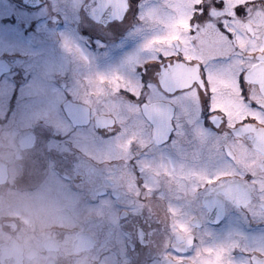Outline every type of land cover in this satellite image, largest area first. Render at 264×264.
I'll list each match as a JSON object with an SVG mask.
<instances>
[{
    "label": "flooded vegetation",
    "instance_id": "1",
    "mask_svg": "<svg viewBox=\"0 0 264 264\" xmlns=\"http://www.w3.org/2000/svg\"><path fill=\"white\" fill-rule=\"evenodd\" d=\"M92 2L0 0V38H25L23 47L0 50V264H189L173 253L188 238L178 224L207 249L201 264H220L212 249L221 241L197 225L258 240L260 208L209 200L177 178L181 165L169 157L183 159L185 171L192 160H224L207 174L228 172L229 184L242 185L249 172L264 178V87L252 91L260 111L231 83L227 99L214 95L213 109L227 118L221 127L222 116H213L216 131L200 122L195 68L165 72L160 89L148 81L138 106L118 89L127 82L140 93L133 68L143 61L126 60L152 34L141 19L151 0L103 21ZM177 88L186 91L170 97ZM245 117L254 119L239 125ZM173 129V151L161 152L157 142ZM204 206L216 209L210 224Z\"/></svg>",
    "mask_w": 264,
    "mask_h": 264
},
{
    "label": "snow or ice",
    "instance_id": "2",
    "mask_svg": "<svg viewBox=\"0 0 264 264\" xmlns=\"http://www.w3.org/2000/svg\"><path fill=\"white\" fill-rule=\"evenodd\" d=\"M87 3L88 0H85V5ZM134 5L135 0H93L90 9L93 15L103 21L109 17L123 19L121 14L134 10ZM146 7L148 10L141 19L152 34L144 40L134 57L126 60L139 57L143 61L136 63L133 68L134 76L141 86L140 93L137 94L124 82L118 89L121 94L142 106L147 102L146 99L142 100L143 93L150 90L147 82L154 81L160 89L162 74L182 66L195 68L199 74V80H194L190 87L197 90L202 101L200 122L209 130H217V123L213 120L217 114L222 116L220 126L227 127V118L212 107L214 95L227 99L232 94V89L225 86L227 84L231 83L239 90L240 98L245 103L250 102L252 110L260 111L262 106L252 99V91L264 87V20L257 15L264 13V0H260L259 4L256 0H243L241 3H232L231 0H151V4ZM39 23L42 26L39 35L42 37L47 28L43 27V21ZM241 24L246 26L241 28ZM112 27L118 28L119 24H113ZM24 42L25 38L21 36L0 38V49L23 47ZM65 46H68L67 42ZM77 50L82 51L78 47ZM145 52L148 55H144ZM115 79L118 82L122 80L120 77ZM184 91L186 89L177 88L176 92L168 95L173 97ZM66 99L70 100V96ZM251 119L254 118L245 117L239 125L243 126ZM176 137L175 129L169 131L166 138L157 142V149L171 153L173 149L170 145L174 144ZM169 159L173 168L177 164L181 165L182 170L177 178L205 189L209 193V200L214 196L218 200L232 201L245 211L251 210L255 204L260 208L259 218L264 221V178L249 172L244 174L242 185L229 184L226 182L230 177L228 172L219 171L209 175L195 170L201 164L206 168H221L224 160H192L187 167L193 170L185 171L183 159ZM200 211L210 224L216 209L204 206ZM251 215L256 217L255 212L251 211ZM197 227L204 228L207 236L221 241L212 249L220 252V264H264V236L258 240L243 235L232 238L231 235L206 231L205 224ZM178 228L188 238L183 242L184 246L175 248L173 253L179 252L178 259L181 261L201 264V257L207 255V249L195 248L196 239L191 237L188 226L178 224ZM253 252L257 255H253Z\"/></svg>",
    "mask_w": 264,
    "mask_h": 264
},
{
    "label": "rangeland",
    "instance_id": "3",
    "mask_svg": "<svg viewBox=\"0 0 264 264\" xmlns=\"http://www.w3.org/2000/svg\"><path fill=\"white\" fill-rule=\"evenodd\" d=\"M231 2L232 3H241V2H243V0H231ZM257 15L261 18V20H264V13H257ZM239 26L242 28L243 24H241ZM0 50H2V49H0ZM208 171H209V169L205 167V169L202 170L201 172L207 173Z\"/></svg>",
    "mask_w": 264,
    "mask_h": 264
},
{
    "label": "water",
    "instance_id": "4",
    "mask_svg": "<svg viewBox=\"0 0 264 264\" xmlns=\"http://www.w3.org/2000/svg\"><path fill=\"white\" fill-rule=\"evenodd\" d=\"M31 1H32L33 4L36 2V0H31Z\"/></svg>",
    "mask_w": 264,
    "mask_h": 264
}]
</instances>
